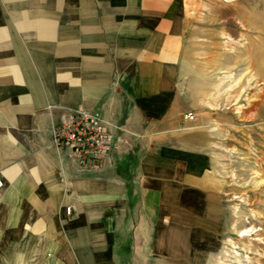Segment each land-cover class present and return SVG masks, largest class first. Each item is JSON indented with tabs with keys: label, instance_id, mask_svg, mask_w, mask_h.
Masks as SVG:
<instances>
[{
	"label": "crops",
	"instance_id": "crops-1",
	"mask_svg": "<svg viewBox=\"0 0 264 264\" xmlns=\"http://www.w3.org/2000/svg\"><path fill=\"white\" fill-rule=\"evenodd\" d=\"M197 1L0 0V264L206 256L222 199L194 132ZM79 107L117 140L97 173L49 143Z\"/></svg>",
	"mask_w": 264,
	"mask_h": 264
},
{
	"label": "rangeland",
	"instance_id": "rangeland-1",
	"mask_svg": "<svg viewBox=\"0 0 264 264\" xmlns=\"http://www.w3.org/2000/svg\"><path fill=\"white\" fill-rule=\"evenodd\" d=\"M194 132L220 182L214 241L195 264H264V0L189 2Z\"/></svg>",
	"mask_w": 264,
	"mask_h": 264
},
{
	"label": "built area",
	"instance_id": "built-area-1",
	"mask_svg": "<svg viewBox=\"0 0 264 264\" xmlns=\"http://www.w3.org/2000/svg\"><path fill=\"white\" fill-rule=\"evenodd\" d=\"M185 117L193 118L188 114ZM49 143L57 150L74 158L84 173H97L103 170L111 152L117 147V140L108 131L103 120L84 108H75L66 118L49 129ZM4 181L0 178V190ZM67 212L70 207L66 208Z\"/></svg>",
	"mask_w": 264,
	"mask_h": 264
}]
</instances>
